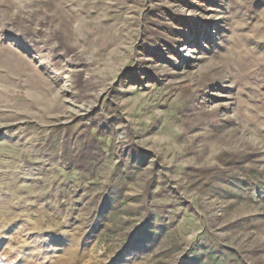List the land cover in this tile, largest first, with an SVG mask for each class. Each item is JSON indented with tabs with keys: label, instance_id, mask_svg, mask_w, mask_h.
I'll use <instances>...</instances> for the list:
<instances>
[{
	"label": "rangeland",
	"instance_id": "rangeland-1",
	"mask_svg": "<svg viewBox=\"0 0 264 264\" xmlns=\"http://www.w3.org/2000/svg\"><path fill=\"white\" fill-rule=\"evenodd\" d=\"M0 264H264V0H0Z\"/></svg>",
	"mask_w": 264,
	"mask_h": 264
},
{
	"label": "trees",
	"instance_id": "trees-1",
	"mask_svg": "<svg viewBox=\"0 0 264 264\" xmlns=\"http://www.w3.org/2000/svg\"><path fill=\"white\" fill-rule=\"evenodd\" d=\"M91 150V147H86L82 153H81V156L83 155V153L87 150ZM77 167H81V163L79 165H77ZM145 232L147 233V236H149V234H151V229H150V226H147L145 228ZM139 233V232H138ZM138 233H136L134 236H132L130 239H129V247H137V248H140L141 247V241H140V237L138 235ZM200 261L202 262V259H200Z\"/></svg>",
	"mask_w": 264,
	"mask_h": 264
}]
</instances>
